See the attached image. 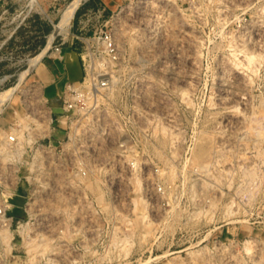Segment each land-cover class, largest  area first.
<instances>
[{"label": "rangeland", "instance_id": "rangeland-1", "mask_svg": "<svg viewBox=\"0 0 264 264\" xmlns=\"http://www.w3.org/2000/svg\"><path fill=\"white\" fill-rule=\"evenodd\" d=\"M73 1L0 0V264H264V0L106 11L110 88L75 139Z\"/></svg>", "mask_w": 264, "mask_h": 264}, {"label": "built area", "instance_id": "built-area-1", "mask_svg": "<svg viewBox=\"0 0 264 264\" xmlns=\"http://www.w3.org/2000/svg\"><path fill=\"white\" fill-rule=\"evenodd\" d=\"M105 15L104 7L88 9L79 20L81 26L75 34L76 39L82 44V78L79 81L66 82L62 93L65 122L70 123L71 127L74 126V139L82 136L83 133L77 132V129H80V123L85 119L84 113L92 108L98 93H105L110 88V78L104 73L101 66L98 68L96 62L97 58L103 54L114 58L117 54L113 33L105 29L107 27ZM93 20H96L93 28L87 29L89 22ZM52 49L55 54L62 51L60 45H52ZM10 139L14 141L16 137L10 136ZM65 148L66 145H64L63 151ZM3 209L0 208V213L4 216Z\"/></svg>", "mask_w": 264, "mask_h": 264}, {"label": "crops", "instance_id": "crops-1", "mask_svg": "<svg viewBox=\"0 0 264 264\" xmlns=\"http://www.w3.org/2000/svg\"><path fill=\"white\" fill-rule=\"evenodd\" d=\"M121 1L125 0H90L89 2H85L83 6L80 8V11L104 7L107 12H110L118 6ZM76 30H79L77 28ZM71 47V44H70ZM73 49L71 48L70 52H66L64 54L65 62L63 63V68L66 74V78L69 80H78L81 75V65L79 56H75L71 53Z\"/></svg>", "mask_w": 264, "mask_h": 264}, {"label": "bare ground", "instance_id": "bare-ground-1", "mask_svg": "<svg viewBox=\"0 0 264 264\" xmlns=\"http://www.w3.org/2000/svg\"><path fill=\"white\" fill-rule=\"evenodd\" d=\"M78 3H79V1L77 0V1H73V3H71V4H69L68 5V7H67V9H66V12H65V18H64V22H63V24L66 26V28H65V30H68V28H67V26H70V24H71V21H72V18H73V15H74V12H75V10L77 9V7H78ZM63 25V26H64ZM56 27H59V26H56ZM63 29V28H62ZM64 30V29H63ZM57 31H58V33L60 32V31H62L61 30V27L60 28H57ZM68 32V31H67ZM60 33H62V32H60ZM53 34L50 36V38H49V42H48V45H47V47H45L44 48V50L42 51V52H40L39 53V55L37 54V56H35V58L33 59V61H36L37 62V60L40 58V56H42V55H44V53L46 52V50L47 49H49L48 47L50 46V44H51V42H52V40H53ZM34 63V62H33ZM32 65V64H31ZM34 65V64H33Z\"/></svg>", "mask_w": 264, "mask_h": 264}]
</instances>
